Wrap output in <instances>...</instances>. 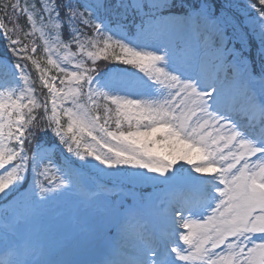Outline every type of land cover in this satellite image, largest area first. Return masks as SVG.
Listing matches in <instances>:
<instances>
[{
  "label": "snow or ice",
  "instance_id": "6c2138e0",
  "mask_svg": "<svg viewBox=\"0 0 264 264\" xmlns=\"http://www.w3.org/2000/svg\"><path fill=\"white\" fill-rule=\"evenodd\" d=\"M0 47V264H264V0H3Z\"/></svg>",
  "mask_w": 264,
  "mask_h": 264
},
{
  "label": "rangeland",
  "instance_id": "374dc122",
  "mask_svg": "<svg viewBox=\"0 0 264 264\" xmlns=\"http://www.w3.org/2000/svg\"><path fill=\"white\" fill-rule=\"evenodd\" d=\"M3 72V67L0 66V73ZM93 173L86 174V181ZM79 193H72L68 196L53 201L45 206L43 212L36 218L30 219L23 224L18 234L12 236L7 243L14 244L16 240L24 238L25 240H31L34 244L40 245H52L60 236L71 226H74L77 219L81 224L87 223L93 210L85 211V206L78 199ZM115 199V197H113ZM97 210L102 209V202L98 204ZM2 211V209H0ZM3 225V220L0 218V227ZM5 242H0V258H3V248ZM97 253L99 254V261L102 256L104 257L108 253L106 244L100 240H86L82 246L76 250L72 258L78 253ZM103 253H106L105 255ZM123 258V253L118 256Z\"/></svg>",
  "mask_w": 264,
  "mask_h": 264
},
{
  "label": "water",
  "instance_id": "95a60500",
  "mask_svg": "<svg viewBox=\"0 0 264 264\" xmlns=\"http://www.w3.org/2000/svg\"><path fill=\"white\" fill-rule=\"evenodd\" d=\"M73 259L84 260V261H98L99 255L97 253H79Z\"/></svg>",
  "mask_w": 264,
  "mask_h": 264
},
{
  "label": "trees",
  "instance_id": "16d2710c",
  "mask_svg": "<svg viewBox=\"0 0 264 264\" xmlns=\"http://www.w3.org/2000/svg\"><path fill=\"white\" fill-rule=\"evenodd\" d=\"M2 2H3V0H0V3H2ZM19 23H20V24H24V20L21 19V20L19 21ZM0 52H3V48H2V47H0Z\"/></svg>",
  "mask_w": 264,
  "mask_h": 264
},
{
  "label": "bare ground",
  "instance_id": "6f19581e",
  "mask_svg": "<svg viewBox=\"0 0 264 264\" xmlns=\"http://www.w3.org/2000/svg\"><path fill=\"white\" fill-rule=\"evenodd\" d=\"M104 255L106 254V253H103Z\"/></svg>",
  "mask_w": 264,
  "mask_h": 264
}]
</instances>
